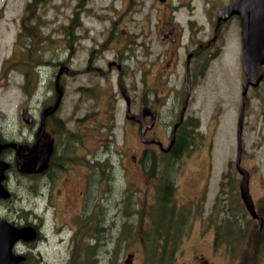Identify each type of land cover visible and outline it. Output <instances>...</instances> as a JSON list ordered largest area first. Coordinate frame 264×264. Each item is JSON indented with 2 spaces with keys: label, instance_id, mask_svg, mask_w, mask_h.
I'll return each instance as SVG.
<instances>
[{
  "label": "rangeland",
  "instance_id": "rangeland-1",
  "mask_svg": "<svg viewBox=\"0 0 264 264\" xmlns=\"http://www.w3.org/2000/svg\"><path fill=\"white\" fill-rule=\"evenodd\" d=\"M235 1L0 0V136L5 140L25 139L30 132L20 116L23 108L29 106L39 119L41 106L55 105L57 67L51 61L66 59L71 49L76 54L78 47H85V53L107 38L105 61L119 57L129 73L124 82L136 91L135 62L137 45L142 40L152 53L174 50L171 35L160 38L163 28L172 27L181 43H188L191 50L198 51L201 42H210L201 50L203 55L210 54L207 75L198 85L189 111L199 120L197 134L177 158L152 148L139 156L137 129L129 126L122 132L121 114L113 117L116 126L110 139L112 156L107 177L92 180L86 192V206L90 203L97 209L100 243L79 245V254L71 256L74 247L68 239L74 228L71 218L80 208L81 198L76 193L77 188L82 189L80 167H75L68 179L58 183L55 178L53 183L38 187L30 188L22 180L16 183L12 177L8 180V188L15 195L8 202H0V220L34 222L44 236L32 246H19L24 253L31 252L29 255L38 258L39 264H149L147 250L159 236L167 242L169 253L173 248L172 257L166 255L163 264L172 263V259V264H188L194 255L210 256L215 233L218 251L234 256L237 264H264V257L259 258L264 256V249L253 245L258 222L233 198L239 182L235 170L237 121L244 104L241 165L249 172L252 199L264 216V77L257 88L248 89L242 100L244 75L238 19L232 18L222 28L220 38L213 39L217 10ZM213 52L217 55L211 59ZM72 58L70 62L75 55ZM116 75V71L109 74L115 95ZM64 81L58 82L65 89L56 126L74 127L76 81L73 75ZM114 105L121 108L120 102ZM100 116L102 113L87 120L83 128L92 126L94 120L97 127L101 126ZM132 156H139L138 164L131 161ZM164 182H170L175 191L172 201L163 203L162 211L157 210V202ZM195 196L196 203L192 201ZM158 217L164 219L163 226H159ZM109 226L111 240L105 244L103 238ZM127 254L132 258L124 263Z\"/></svg>",
  "mask_w": 264,
  "mask_h": 264
},
{
  "label": "flooded vegetation",
  "instance_id": "flooded-vegetation-1",
  "mask_svg": "<svg viewBox=\"0 0 264 264\" xmlns=\"http://www.w3.org/2000/svg\"><path fill=\"white\" fill-rule=\"evenodd\" d=\"M232 18L238 19L233 16L226 22L220 23L217 28L215 25L213 39L220 36L222 28ZM172 33L173 35L169 39L175 47L174 50L168 49L165 52L152 53L147 42L142 40L138 43L135 62L138 76L136 91L134 86L124 82V78L129 77V73L127 67L120 62L122 60L119 57L117 60L105 61L104 45L107 38H104L100 43L95 41L98 44H94L85 53L83 52L85 47H78L76 54L71 49L68 51L66 59L58 62L51 61L52 65L57 67L54 90L57 100L60 101L65 89V85L59 86L58 82L64 81L71 75L76 81L74 87L76 99L72 109L76 126L66 128L56 126L60 122V119L57 118L58 105V109L57 107L54 109V104L44 105L41 106L39 119L30 112L32 120L26 127L30 132L25 139L4 140L7 144L11 142L20 144L21 160L25 163L23 167L19 165L20 158L12 146L4 148V159L9 163L12 162V169L4 178V184L7 187L11 177L15 178L16 183L22 180L31 188L38 187L45 182L53 183L55 178L59 183L64 178L68 179L75 171V167L82 169V189H76V193L81 198L80 208L75 214L78 215L76 216L78 218L74 219L75 215L71 218L74 228L68 239L70 244L78 248V254L80 252L79 245L88 247L92 245V242L95 244L102 241L96 228L97 209L90 203L86 206V192L92 180L101 181L107 177V167L112 156L109 149L110 139L116 126L113 121L115 114L120 113L122 116L123 124L120 127L122 132H125L129 126L137 129L139 156L144 155L150 148L159 151L162 155L178 154L184 150V147L190 145L197 134L198 127L194 126L199 123V120L189 111L196 89L207 75L210 54L203 55L201 50L209 46L210 42H206L204 45L201 42L200 50L194 51L199 48L194 50L187 48L188 43L183 45L179 35L173 31ZM180 49L183 52H180ZM74 55V61L70 62ZM216 55V52H213L211 59ZM121 57L123 59V56ZM98 61L102 63L99 64ZM111 71L117 72L115 87L118 94L116 95L112 90V83H109ZM91 79H99L102 82H92ZM82 80L84 82L81 83ZM64 84H66L65 81ZM122 88L126 93L125 96L122 95ZM100 100H102L101 105ZM118 102L121 103V108L114 105ZM27 109L30 111L29 106ZM101 113L102 116L98 117L102 120L101 126L97 127L94 120L92 126L83 128L87 120H93ZM129 116H138L139 121L130 119ZM162 136L164 138H161ZM152 141H159L161 146ZM44 153H47L45 163L42 167H38L37 159L42 158ZM138 157L132 156L131 161L138 164ZM52 191V189L49 190L50 193ZM14 193L11 194L15 195ZM54 194L56 195L55 192ZM237 195V191H234L233 198L237 204H240L241 201ZM200 198H203L202 192H200ZM192 201L198 202V197L195 196ZM0 202L2 201L0 200ZM255 208L258 209L256 203ZM253 221L258 222V229H260V221L257 219ZM25 223L33 226L36 234L31 242L20 240L16 243L14 251L22 254V259L17 264H39L38 258L33 260V256L29 255L31 252L24 253L25 250L23 251L19 246L24 247L23 244L32 246L44 236L40 234L39 225L29 221ZM17 225L23 224L17 223ZM110 238L109 226V231L105 230L104 243L111 240ZM78 240L80 243L76 242ZM216 243V235L213 233L210 256L194 255L188 264L238 263L234 256L231 257L223 254L221 250L218 251ZM263 243L264 238L256 239L253 244ZM225 247L229 250L227 244ZM242 260L248 259L242 257Z\"/></svg>",
  "mask_w": 264,
  "mask_h": 264
},
{
  "label": "water",
  "instance_id": "water-1",
  "mask_svg": "<svg viewBox=\"0 0 264 264\" xmlns=\"http://www.w3.org/2000/svg\"><path fill=\"white\" fill-rule=\"evenodd\" d=\"M163 2L164 0H159ZM232 15H238L242 28L243 54H242V71L245 78L242 82V96H245L249 86L256 87L261 81L264 73V0H237L227 6L219 8L216 12L217 23L226 21ZM169 32L162 31V37ZM58 104V102H57ZM57 107V105H56ZM22 119L24 123L29 124L30 116L25 109L22 110ZM133 119L139 120L137 117ZM243 110L240 112L237 126V138L239 143L238 154L236 158V168L242 175L239 185L241 199L253 218L257 217L254 205L248 190V173L240 167L241 146L240 136L242 132ZM17 150L20 146L14 145ZM4 144L0 142V152ZM18 156L21 157L20 152ZM46 153L39 158L38 167H42L45 163ZM21 163V167L25 163ZM8 168V164L0 159V198H7L8 191L2 185L4 179V171ZM262 222V221H261ZM34 236V230L28 227L18 228L7 221H0V264H16L21 256H17L12 252V247L19 239L30 240Z\"/></svg>",
  "mask_w": 264,
  "mask_h": 264
},
{
  "label": "trees",
  "instance_id": "trees-1",
  "mask_svg": "<svg viewBox=\"0 0 264 264\" xmlns=\"http://www.w3.org/2000/svg\"><path fill=\"white\" fill-rule=\"evenodd\" d=\"M161 191L162 192H160V196L159 197H160V202L163 205L164 202H168V200H166L167 198L172 197V194L174 192V187L171 186L170 184H166L165 183L162 186ZM162 205H161V210H162ZM159 221H160L159 226H163V222H165L164 219L163 218H159ZM263 236H264V231L262 232V234H259L258 236H256V238H261ZM164 240H166V239H164ZM156 247L159 248V249H157L158 250V254L155 255V253L157 252L156 251ZM166 247H167L166 244L160 245V247H159V245H154V246H152L150 251L147 250V253H148V256H149V264H163L164 259L166 258L165 257L166 256V251H167ZM71 256L72 257L74 256V250H73ZM73 260L74 259H72L71 262H73ZM168 264H171V262H168Z\"/></svg>",
  "mask_w": 264,
  "mask_h": 264
},
{
  "label": "bare ground",
  "instance_id": "bare-ground-1",
  "mask_svg": "<svg viewBox=\"0 0 264 264\" xmlns=\"http://www.w3.org/2000/svg\"><path fill=\"white\" fill-rule=\"evenodd\" d=\"M230 4V3H229Z\"/></svg>",
  "mask_w": 264,
  "mask_h": 264
}]
</instances>
